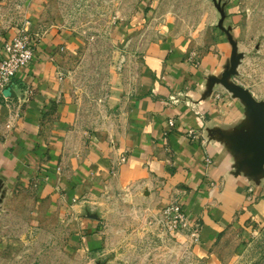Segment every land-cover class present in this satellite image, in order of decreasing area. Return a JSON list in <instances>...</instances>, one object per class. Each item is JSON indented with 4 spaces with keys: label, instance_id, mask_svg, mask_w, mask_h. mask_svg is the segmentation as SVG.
<instances>
[{
    "label": "crops",
    "instance_id": "1",
    "mask_svg": "<svg viewBox=\"0 0 264 264\" xmlns=\"http://www.w3.org/2000/svg\"><path fill=\"white\" fill-rule=\"evenodd\" d=\"M51 1L0 0V61L4 43L21 29L39 34L32 31ZM137 13L136 19L145 16L140 7ZM165 34L144 49L134 83L112 76L102 119L77 77L64 74L83 41L61 27L39 35L34 59L14 80L12 94H0V189L8 195L40 180L38 201L72 223L71 242L83 246L79 252L105 245L101 233H90L98 223L84 218L101 197L134 191L152 198L155 209L175 199L191 222H203L197 257L237 264L264 232V170L255 177L247 166L240 170L249 157L220 138L253 131L240 100L217 83L210 89L226 65L228 45L219 38L198 60L185 41ZM173 97L179 103L172 104ZM58 167L60 182L53 174ZM230 238L239 249L225 261Z\"/></svg>",
    "mask_w": 264,
    "mask_h": 264
},
{
    "label": "rangeland",
    "instance_id": "2",
    "mask_svg": "<svg viewBox=\"0 0 264 264\" xmlns=\"http://www.w3.org/2000/svg\"><path fill=\"white\" fill-rule=\"evenodd\" d=\"M141 1L52 0L32 31L42 35L61 27L83 41L81 51L67 58L64 74L77 77L88 101L98 105V118L102 119L99 110L112 76L125 75L134 83L144 49L153 41L165 40V33L185 41L198 60L219 38L224 39L228 59L213 78L221 79L230 68L235 49L239 64L229 84L246 89L264 104V0H144L143 6ZM139 7L145 16L136 19ZM124 27L129 29L127 35L117 34ZM53 174L60 182L62 169ZM35 184L8 195L0 189V264H208L194 251L201 241L202 220L191 222L175 199L155 209L152 198L134 191L101 197L84 217L98 227L94 232L85 230L84 235L101 233L105 245L79 252L83 246L71 242L72 223L48 212L49 204L38 201ZM173 204L181 207L189 229L171 228L166 212ZM230 239L222 251L225 261L239 249L238 240ZM245 248L237 264H264V232Z\"/></svg>",
    "mask_w": 264,
    "mask_h": 264
},
{
    "label": "water",
    "instance_id": "3",
    "mask_svg": "<svg viewBox=\"0 0 264 264\" xmlns=\"http://www.w3.org/2000/svg\"><path fill=\"white\" fill-rule=\"evenodd\" d=\"M232 42V41H231ZM239 57L233 51L230 68L222 75L221 79H211L210 89L213 85H222L229 93L233 94L234 98H238L246 107L247 113L252 122L253 131L247 135H232L221 134V140L231 143L232 151L242 153L245 157H249L240 165L242 170L247 166L251 171V176H257L264 170V104L257 103L249 91L240 87L229 84V79L236 74ZM12 94L11 89H7L5 94Z\"/></svg>",
    "mask_w": 264,
    "mask_h": 264
},
{
    "label": "built area",
    "instance_id": "4",
    "mask_svg": "<svg viewBox=\"0 0 264 264\" xmlns=\"http://www.w3.org/2000/svg\"><path fill=\"white\" fill-rule=\"evenodd\" d=\"M39 39V34H31L28 29H21L15 37L6 41L3 45V58L0 61V94H4L7 89L13 88L14 80L18 74L28 67L35 54V44ZM172 104L179 103L175 97L171 98ZM170 130L175 128V119L168 122ZM189 135H194L193 131ZM171 217L172 229H189L186 216L181 211L179 204H173L166 212ZM196 236V235H195ZM198 236V235H197Z\"/></svg>",
    "mask_w": 264,
    "mask_h": 264
}]
</instances>
